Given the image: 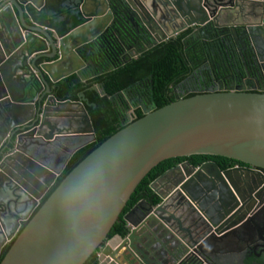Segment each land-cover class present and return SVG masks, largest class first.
Masks as SVG:
<instances>
[{
  "label": "water",
  "instance_id": "water-1",
  "mask_svg": "<svg viewBox=\"0 0 264 264\" xmlns=\"http://www.w3.org/2000/svg\"><path fill=\"white\" fill-rule=\"evenodd\" d=\"M0 1V126L6 124L9 131L16 125L25 124L28 119L22 120L24 114L28 113V108L33 109V99H25L21 93L8 90L9 81H23L22 86H26L24 77L20 78L16 72L20 67H11L18 60L15 56L18 53L25 59V55L45 58L56 56L55 61L39 65L32 63L42 79L46 76L53 83L73 72L79 74L83 60L77 55V49H86L88 42L102 31L108 13L105 15L106 0ZM70 1L72 7L66 5ZM127 1L134 11L132 2ZM259 1L235 0L233 4L229 0L220 4L221 12L227 17L232 15L240 19L237 26L244 27L250 33L264 30V3ZM65 6L69 7L67 12L64 11ZM88 8L90 11L86 12ZM48 48L50 54L47 53ZM255 53L257 59L264 62V55L259 51ZM23 65L27 66L26 61ZM263 67L260 64L256 69L262 70ZM46 91L49 92L48 85ZM49 100L57 107L77 104L88 122V115L80 102L59 101L54 96H50ZM143 109L142 117L129 122L82 159L17 235L10 230L0 238L1 251L4 243L16 235L0 264H84L103 243L104 247L97 258L99 264H129L126 253L131 257L132 264H194L203 246L207 247L205 264H225L228 257L226 252H217L213 257L208 248L220 246L227 234L241 226L242 220L226 227L225 224L211 226L204 233L199 231V239L190 240L189 244L164 236L158 241L159 250H155L147 249V233L155 235L158 232L155 220L147 222L146 217L142 227L139 224L137 226L129 218L133 213L130 211L123 216L131 228L127 239L121 241L116 235L107 243L105 241L137 185L163 160L191 155L220 156L247 165L249 168L245 169L244 178H248L249 173L253 175L256 172L254 169L264 170V93H204L173 101L158 109L153 107L150 110L144 106ZM45 116L44 112L39 126L48 125L46 121L43 122ZM11 117L13 119L10 121ZM59 121L62 122L61 117ZM88 127L75 133L89 132L94 137L90 122ZM6 133L0 134V145ZM21 136L10 142L14 149L0 163V177L4 171L1 165L8 163L10 171L6 172L14 176L11 178L14 182L18 180L16 176L24 177L29 185L33 183L32 186L38 187L41 173L52 175L53 171L32 157L31 152L36 146L30 143L32 145H28L27 149L20 143ZM52 137L49 135L48 138ZM2 152L3 149L0 154ZM185 164L190 174L175 167L149 185L160 199L159 203L153 206L142 201L153 209V214L160 217L162 223L166 220L160 216V212L167 211V200L171 193L178 191L186 195L187 182L203 175V171H211L215 179L224 185L227 183L228 190L234 189L229 172H220L213 162L205 163L200 168ZM176 169L181 170V173L173 182L172 174ZM232 171L236 174L239 170ZM256 174L260 176L258 172ZM19 184L24 183L18 182L15 187ZM7 192L12 190L1 180L0 196H6ZM32 196L35 200L39 198L35 192ZM246 211L251 214V209ZM20 219L25 218L17 217V226ZM181 225L178 221L177 229L182 232L186 229ZM133 244L136 248L144 249V254H140ZM189 250L191 254H186ZM242 263L245 264L246 260ZM257 264H264V259Z\"/></svg>",
  "mask_w": 264,
  "mask_h": 264
},
{
  "label": "flooded vegetation",
  "instance_id": "flooded-vegetation-1",
  "mask_svg": "<svg viewBox=\"0 0 264 264\" xmlns=\"http://www.w3.org/2000/svg\"><path fill=\"white\" fill-rule=\"evenodd\" d=\"M129 1L132 2L134 11L127 0H106L105 15L107 13L108 15L105 17L104 28L88 42L86 49H82V47L77 49V55L83 60V66L79 69V74L73 72L66 77L75 75L85 87L88 86L89 89L102 97L105 92L100 84L95 82L97 77L124 67L151 51H156L155 54L165 53V57L161 56L159 59L166 58V61L172 59L173 62L181 64L183 70L180 71L173 65L172 67L168 64L161 65L160 68L166 66L171 68V70L167 69L165 74L161 73L162 80L158 84L162 85L155 86L154 79L138 80L128 90L123 89L114 93L110 100L113 107L119 112L121 125L136 119L139 114L143 115V106L153 110V107L156 109L157 103L173 102L204 93L228 91L264 93V67L262 70L256 69V66L260 64L264 66V62L261 59L258 60L255 53L259 51L264 55V30L250 33L244 27L237 26L240 19L233 18L232 15L227 17L221 12L220 4L229 0ZM259 2L264 3V0ZM231 3L234 4L235 0H231ZM50 4L53 3L50 2ZM66 5L72 7L73 4L70 1ZM67 6L64 9L66 12L69 8ZM85 11L89 12L90 9ZM176 39L182 41L181 49L157 48L161 43ZM102 50H105L104 54L108 53L111 57L103 61L100 57ZM171 51L181 52L182 58L174 57V52L167 55V52ZM47 53H51L50 48ZM25 56L26 59L18 53L15 56L18 60L12 63L11 67H20L16 72L20 78L24 77L26 86H22L23 81H9L8 90L21 93L25 99H33V109L28 108V113L24 114L22 120L28 119L25 124L16 125L9 131L6 124L0 126V134L7 131V135L3 137L0 145V150L3 149L0 154V163L5 155L14 149L11 148L10 142H14L17 136L22 135L20 143L27 146V149H29L28 145L33 143L36 149L32 150V157L37 162L43 163V166H49L53 173L52 175L41 173L40 180L38 179L40 182L36 187L32 186L33 183L29 185L28 180H25L24 177L16 176L15 179L18 180L14 182L11 179L14 176L11 177L6 172V170L10 171L8 163L1 165L4 169L2 171L4 177L1 176L0 181L7 184L12 192H7L6 196H0V220L2 222L0 238L10 230L18 232L22 222L29 219L41 199L61 174L70 156L78 148L94 140L89 132L86 134L75 133L81 128H89L88 123L91 124V119L85 105L92 104L94 106V104L90 103L84 92L78 93L79 99L71 100L83 105L88 115V122L77 104L63 107L52 105L49 97H55L53 92H59L61 89L57 83L66 77L53 83L46 76L42 79L32 65V63L39 65L42 62L55 61L57 57ZM150 57L154 56L150 55ZM24 61L27 66L23 65ZM47 85L49 92L46 91ZM36 91L38 93L33 97ZM64 107L67 109L63 110ZM44 112L46 116L43 118V122L46 121L48 125L39 126L40 117ZM60 117L62 122L59 121ZM11 119L13 118L11 117L10 121ZM49 135L53 137L50 139ZM28 152L30 153L29 150ZM208 162H213L220 172H229L232 176L233 190L226 188L227 183L225 186L220 180L215 179V174L211 171L205 173L203 171V175L193 177L187 182L186 195L180 194L178 191L171 193L167 200V211L160 212V216L166 220L165 223H162V219L153 214L152 208L143 203L147 201V204L155 206L160 202V199L157 203L139 199L126 211H122V215L120 214L124 224L123 233L107 236L105 243L116 235L120 237L121 241L127 239L131 228L127 226L123 216L130 211L133 213L129 215V218L137 226L139 224L142 227L141 224L146 217L147 222L155 220L158 232L155 235L152 232L147 233V243L149 244L147 249L155 250H159L158 241H161L164 236L189 244L190 240L199 239V231L204 233L211 226L217 227L225 224L226 227L237 220H242L241 226L236 231L227 234L220 246L212 245L208 250H211L210 254L213 257L217 255V252H219L218 254L226 252L228 257L225 264H243L242 262L245 260V264L261 263L264 259V170L254 169L260 176L255 172L253 175L249 173V177L244 178L245 169L249 167L227 158L218 161L204 160L192 166L200 168ZM185 163L191 165L187 161H181L168 170L180 167L179 169L190 174ZM179 169H176L172 174L173 182L177 176H180L181 170L179 171ZM235 169L239 170L236 174L232 171ZM239 175L241 177H238ZM206 179H210V181ZM17 181L24 184H19L16 188ZM33 192L39 196L38 200L33 198ZM13 194L15 196H11ZM135 206L136 208L133 209ZM246 209H251L250 215L247 214ZM145 214L151 216H145ZM17 217L25 218L19 220V226L15 223L18 221ZM178 221L182 223L181 227L186 230L181 232L177 229ZM12 238L6 241L3 247ZM213 246H217V249ZM103 247L104 243L94 252L95 260L91 264H99L97 258ZM133 247L140 254H144V249L136 248L135 244ZM206 250V246L200 248L194 264H205ZM188 253L191 254L190 250L186 254ZM125 258L129 264H132L129 254L126 253Z\"/></svg>",
  "mask_w": 264,
  "mask_h": 264
},
{
  "label": "trees",
  "instance_id": "trees-1",
  "mask_svg": "<svg viewBox=\"0 0 264 264\" xmlns=\"http://www.w3.org/2000/svg\"><path fill=\"white\" fill-rule=\"evenodd\" d=\"M183 47V43L180 39L170 40L165 43H161L157 46V48L162 49H181ZM103 51V50H102ZM174 52V57L176 56L178 59L182 58V53L178 51H171L167 52V55H170ZM100 52V57L104 61L111 56L107 53L104 54ZM156 51H151L148 54H145L144 57L135 59L129 64L125 65L116 70H112L110 73H105L104 75L97 77L95 82H98L105 92L104 96H98V94L89 89L88 86L85 87L83 83L77 80L75 75L66 77L59 81L57 86H60L61 89L59 92L54 91L53 94L55 95L57 100H77L78 93L84 92L85 97L90 101L92 104L85 105V108L88 112V115L91 119V124L94 132V140L87 143L86 145L78 148L69 158L67 163L65 164L61 174L56 178L50 189L41 199L40 204L35 208L33 213L30 215L29 219L35 214L38 208L44 203L47 197L53 192V190L59 185L62 179L82 160L84 159L90 152H92L95 148H97L104 140L110 137L112 134L126 126L128 123L121 125L119 119V112L113 107V104L110 100V97H113V94L117 93L120 90L126 89L132 86L136 81L146 79H154L153 84L155 86L162 85L158 84L162 80L161 73H166V70H171L170 66L162 67L161 65H172L177 68L178 70H183L182 65L176 62H173L172 59L166 61L159 59L161 56L165 57V53L155 54ZM154 56V57H150ZM167 57V56H166ZM173 62V63H172ZM174 70V69H173ZM160 74V76H158ZM158 76V77H155ZM158 79V80H157ZM178 79V78H176ZM56 92V93H55ZM171 103V101L166 103H157L156 109L165 106ZM142 114L136 118L142 117ZM134 119V120H136ZM132 120V121H134ZM222 160L226 159L220 156H211V155H191L188 157H176V158H169L166 160L161 161L155 167H153L146 176L140 181V183L135 188L134 192L132 193L129 201L127 202L123 211H126L131 205H133L139 199H146L151 203H157L159 198L155 195V193L150 189V183L161 175L164 171L168 170L169 168L175 166L181 161H187L191 165H196L204 160ZM228 159V158H227ZM122 215V214H121ZM119 216V219L114 223L113 227L108 233V237L112 236L113 234H122L123 233V221ZM28 219V220H29ZM27 220V221H28ZM27 221L22 222L18 232L16 235L22 230L25 226ZM15 235V236H16ZM15 236L12 238L10 242H8L0 251V261L8 251L9 247L11 246L12 242L15 239ZM95 260V254H91L90 257L87 259L85 264H91Z\"/></svg>",
  "mask_w": 264,
  "mask_h": 264
}]
</instances>
